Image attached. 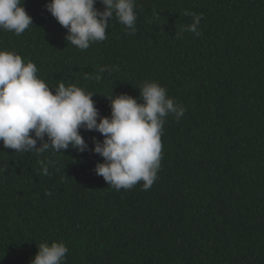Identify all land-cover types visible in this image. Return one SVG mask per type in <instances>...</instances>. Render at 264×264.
<instances>
[{"label": "trees", "instance_id": "16d2710c", "mask_svg": "<svg viewBox=\"0 0 264 264\" xmlns=\"http://www.w3.org/2000/svg\"><path fill=\"white\" fill-rule=\"evenodd\" d=\"M47 3L24 0L33 24L21 35L0 29V49L34 62L50 86L94 92L101 115L111 114L107 96L140 102L146 80L186 111L165 119L147 190L143 181L116 190L96 174L98 131L80 129L84 152L0 141V264H30L54 240L68 247L64 264H264V0H136L135 32L113 16L107 38L86 50L66 40ZM186 10L202 14L200 36L181 33Z\"/></svg>", "mask_w": 264, "mask_h": 264}, {"label": "clouds", "instance_id": "9594fccd", "mask_svg": "<svg viewBox=\"0 0 264 264\" xmlns=\"http://www.w3.org/2000/svg\"><path fill=\"white\" fill-rule=\"evenodd\" d=\"M23 2L0 0V29L21 35L33 24ZM96 2L48 0L46 4L67 29L66 40L79 50L104 41L113 16L130 30L129 35L136 30V0H100L103 10L95 6ZM185 15H190L192 22L181 33L200 36L202 14L186 10ZM106 71H118V66L99 69V73ZM37 73L31 60L25 62L15 51L0 49V141L4 148L44 153L71 147L84 152L89 146L80 129L98 131L103 139L93 137L91 150L103 157V162L95 164L96 174L116 190L131 189L141 181L144 190L151 188L161 166L165 119L172 115L179 120L185 107L170 97L164 86L146 80L138 87L140 102L126 93L107 96L111 114L101 115L92 99L94 92L63 82L53 87ZM40 163L47 175L48 166ZM37 247L30 264H64L68 252L64 241H42Z\"/></svg>", "mask_w": 264, "mask_h": 264}]
</instances>
